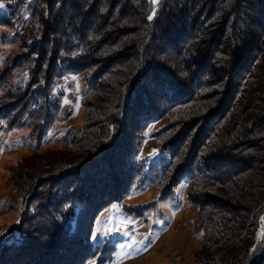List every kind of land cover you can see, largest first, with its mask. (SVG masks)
<instances>
[{
	"label": "trees",
	"instance_id": "16d2710c",
	"mask_svg": "<svg viewBox=\"0 0 264 264\" xmlns=\"http://www.w3.org/2000/svg\"><path fill=\"white\" fill-rule=\"evenodd\" d=\"M0 26L18 31L26 97L47 89L34 131L58 120L50 89L65 71L82 77L86 122L61 166L19 179L42 192L22 197L0 264H83L70 233L78 206L94 215L132 186L159 185L162 198L183 180L202 225L191 264L264 261V0H0ZM152 126L160 161L145 166L134 154ZM63 173L77 178L57 207L50 184Z\"/></svg>",
	"mask_w": 264,
	"mask_h": 264
},
{
	"label": "rangeland",
	"instance_id": "374dc122",
	"mask_svg": "<svg viewBox=\"0 0 264 264\" xmlns=\"http://www.w3.org/2000/svg\"><path fill=\"white\" fill-rule=\"evenodd\" d=\"M149 1L157 4L160 0ZM2 11L5 12L4 9ZM15 31L0 26L1 238L7 236L22 218V210L28 204L26 199L22 201V197L34 191L42 192L38 185L33 192H23L19 188V179L30 172L31 178L38 182L44 178L43 173H49L62 164L59 160L70 149L66 143L68 135L86 123L82 77L65 71L54 80L50 89L60 107L58 120L44 127L41 134L34 131L32 126L38 106L46 103L38 94L40 91L47 92V89L37 85L35 93L26 97L31 77L23 61L16 57L18 49L14 36L18 35V31ZM154 129L156 127L152 126L142 133L140 146L135 149V158L145 166L157 165L160 161V152L151 134ZM130 146L133 150L132 143ZM65 177L63 173L59 182L50 184L54 183L60 191L55 203L57 207H60L70 186L69 181L77 178L74 175ZM159 189L162 187L155 184L132 186L118 194L115 203L108 209L94 212V215L92 208L78 206L70 224V233L73 232L75 239L82 242L75 251L80 255L86 254L83 264H191L195 261L194 256L202 246V225L196 208L188 201L192 182H179L162 198L159 197ZM33 197L34 194L28 198ZM38 201L47 205L46 200ZM259 241L256 240L255 245ZM261 253H264V248ZM258 259L259 255H256V262Z\"/></svg>",
	"mask_w": 264,
	"mask_h": 264
}]
</instances>
